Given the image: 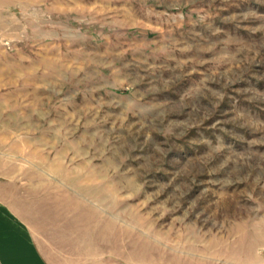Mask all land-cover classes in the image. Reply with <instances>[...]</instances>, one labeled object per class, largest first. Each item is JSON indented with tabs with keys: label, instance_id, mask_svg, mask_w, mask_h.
I'll use <instances>...</instances> for the list:
<instances>
[{
	"label": "rangeland",
	"instance_id": "1",
	"mask_svg": "<svg viewBox=\"0 0 264 264\" xmlns=\"http://www.w3.org/2000/svg\"><path fill=\"white\" fill-rule=\"evenodd\" d=\"M0 1V180L48 254L264 264V0Z\"/></svg>",
	"mask_w": 264,
	"mask_h": 264
},
{
	"label": "crops",
	"instance_id": "2",
	"mask_svg": "<svg viewBox=\"0 0 264 264\" xmlns=\"http://www.w3.org/2000/svg\"><path fill=\"white\" fill-rule=\"evenodd\" d=\"M1 3V7L5 6ZM13 185L11 177L4 176V180H0V264H122L87 260H66L65 263L64 258L48 254L29 221L8 200Z\"/></svg>",
	"mask_w": 264,
	"mask_h": 264
}]
</instances>
